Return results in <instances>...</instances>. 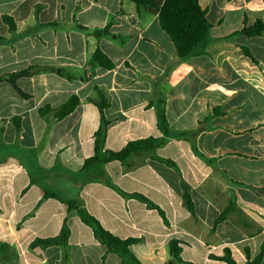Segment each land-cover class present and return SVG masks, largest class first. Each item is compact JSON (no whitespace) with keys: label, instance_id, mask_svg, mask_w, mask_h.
Segmentation results:
<instances>
[{"label":"crops","instance_id":"obj_1","mask_svg":"<svg viewBox=\"0 0 264 264\" xmlns=\"http://www.w3.org/2000/svg\"><path fill=\"white\" fill-rule=\"evenodd\" d=\"M199 5L207 40L180 60L157 14L130 0H0V79L29 72L16 80L26 98L0 81V242L11 248L3 264H227L216 259L226 249L236 264L255 259L264 241V29L242 31L264 24V0ZM71 96L78 105L63 118L38 112ZM97 133L101 155L141 139L159 144L85 165ZM64 201L138 239L129 247L137 262L101 244ZM64 220L65 244L29 247L58 236Z\"/></svg>","mask_w":264,"mask_h":264},{"label":"trees","instance_id":"obj_2","mask_svg":"<svg viewBox=\"0 0 264 264\" xmlns=\"http://www.w3.org/2000/svg\"><path fill=\"white\" fill-rule=\"evenodd\" d=\"M136 6H142L146 8L149 12L157 14L158 22L160 28L166 33L170 38L176 54L180 60L185 59L189 55L198 51V49L203 46L207 40L208 32L211 24L205 16V11L200 7L199 0H130ZM2 21L8 26L10 31H13L15 26L12 19L8 16H2ZM264 29V24H256L252 28L244 29L242 32L247 35H256ZM108 33V27L97 31L95 34L100 36ZM93 60L104 68H111L112 63L99 51H96L93 55ZM29 75L28 70H24L18 73L11 74L6 79L0 81H6L12 88L17 92L20 97L26 98L27 95L23 93L17 86L16 80L20 77H26ZM98 97L103 100L101 93L98 92ZM78 105V98L76 96H71L65 103L56 109H51L48 106L42 107L38 110L40 114H45L48 112H53L54 116L57 118H63L69 113H71ZM100 111L104 108L101 102L98 104ZM162 119L163 117L160 115ZM102 136L100 133L96 134L95 144H94V154L92 157L85 160V165L89 163H107L111 161L123 162L129 156L139 151L151 150L158 146L159 140L155 138H147L136 141L128 142L121 150L117 152L108 151L104 155L100 154L102 146ZM168 164H172L168 162ZM54 197V196H52ZM141 202L145 203L149 208L157 210L161 217H164V212L154 203L149 201L147 198L141 195H135ZM182 199L185 207L190 214L194 215L193 205L188 193V189L183 187ZM70 209H75L80 214L82 220L89 223L93 227V232L96 239L107 249L114 251L121 256L128 257L135 262L136 258L131 253L129 247L138 242L135 238L121 239L112 233L105 230L98 221L93 218L86 210L80 208L76 201H64ZM226 212L223 211L214 220L213 228L216 224L221 222L225 218ZM69 235V230L66 221H63L60 233L56 237L45 238V239H34L30 242L29 247L33 248L39 246L44 249L49 246L63 245L66 243ZM169 254L174 260L180 261L179 254L180 248L175 240H172L168 244ZM11 248L5 242H0V264H3L5 258L10 256ZM264 256V241L260 245V250L255 259L248 264H258L261 258ZM226 262L227 264H236L235 261L230 256L229 251L226 249L222 257L216 258Z\"/></svg>","mask_w":264,"mask_h":264}]
</instances>
